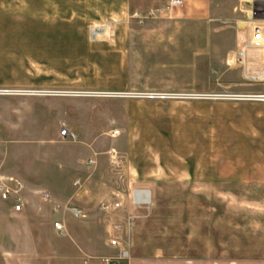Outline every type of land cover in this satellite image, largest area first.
I'll return each instance as SVG.
<instances>
[{
    "label": "crops",
    "instance_id": "crops-1",
    "mask_svg": "<svg viewBox=\"0 0 264 264\" xmlns=\"http://www.w3.org/2000/svg\"><path fill=\"white\" fill-rule=\"evenodd\" d=\"M254 1L264 0H226V62L231 67L241 68L234 51L243 40L232 19L236 9L246 15ZM74 7L80 9L78 21L56 22L61 9L69 15ZM10 11L8 1L0 0L3 22ZM214 14L213 0H31V60L63 65L59 75L54 66L41 75L32 73L29 85L0 75V141L58 138L67 145L53 156L58 171L51 183L38 180L31 169L0 171V179L13 177L23 185L21 211L0 200L10 211L0 212V264H103L104 258L116 257L118 250L108 239L125 213L100 208L116 199L136 216L125 237L129 258L121 264H199L184 258L190 247L166 240L178 234L172 230L178 215L162 212L161 199L169 190L209 187L220 178L226 180V264H264V102L226 99V175L216 178L214 132L209 122L204 124L213 103L161 96L188 86L199 92L192 86L199 77V46L210 51L214 45ZM91 24H99L92 36ZM56 29L74 31L81 48L73 56L65 48L70 39ZM56 46L63 49L56 51ZM24 103L31 105L36 126L30 138L23 129ZM50 116L75 137H61L59 130L44 134L39 125ZM28 189L45 204L34 198L32 221L18 224ZM134 189L150 191L148 210L128 208ZM41 213L43 226L33 221ZM55 221L61 222L62 233L53 228ZM160 226L159 240L152 241L153 228Z\"/></svg>",
    "mask_w": 264,
    "mask_h": 264
},
{
    "label": "rangeland",
    "instance_id": "rangeland-1",
    "mask_svg": "<svg viewBox=\"0 0 264 264\" xmlns=\"http://www.w3.org/2000/svg\"><path fill=\"white\" fill-rule=\"evenodd\" d=\"M9 7H13V11L7 12L5 22L0 14V75L6 76L9 80L20 85H29L30 77L35 73L41 75L43 71L47 73L54 66L55 74L59 75L62 68V61L36 62L32 61L31 46L32 30L30 28V2L31 0H7ZM59 1V0H58ZM77 1V0H72ZM214 3V22H215V40L211 50H207L206 45L199 46V77L192 86L198 88V93L186 90L163 92L167 100L173 101H209L213 103V108L209 109V120H205L206 126L209 122L214 132V164L216 167V178L225 176L222 174L223 167L226 166V99H245L242 96L250 93L264 92V85H251L246 83L242 78L241 69L237 64L231 67L227 64L228 54L226 55V0H213ZM59 10V9H58ZM67 11V9H64ZM80 11L79 8H70L69 15L62 13L56 14V22L78 21L76 15ZM84 11V10H83ZM236 17L232 19L231 25L236 27L239 32V41L244 38L243 15L237 9ZM62 17L61 19H59ZM151 18L152 14L145 16ZM239 23V24H238ZM99 24H91L88 33L97 28ZM240 27V28H239ZM92 30V31H91ZM103 29L101 30V33ZM56 33L65 34L71 41L70 47L67 48L71 55L77 53L81 48L72 36L73 30H57ZM79 33H81L79 31ZM100 34V33H99ZM70 35V37H68ZM92 36V34H91ZM90 38V35H89ZM88 39V38H87ZM94 39V38H91ZM91 39H89L91 41ZM88 40V41H89ZM107 50V47H104ZM62 46H56L57 50H62ZM105 50V51H106ZM229 59V58H228ZM71 62L70 64H74ZM246 68L248 71H255L258 68L256 60L247 61ZM28 77V78H27ZM24 80V81H23ZM179 80V79H178ZM22 81V82H21ZM184 82V81H183ZM170 84V82H165ZM186 84V83H184ZM189 85V82L187 83ZM171 85V84H170ZM208 90V93H204ZM125 95L128 91H122ZM96 95L105 94V91L95 92ZM161 93V92H160ZM166 93V94H164ZM145 96H153L156 93H145ZM152 94V95H151ZM124 95V94H123ZM160 95V94H159ZM29 97V96H27ZM207 98V99H206ZM247 100V99H246ZM250 100V99H248ZM255 101V100H251ZM1 105V104H0ZM30 104L24 103L21 108L23 111V129L27 130L25 137H34L36 126L32 125L30 118ZM204 112H207L206 110ZM60 121L53 117H46L39 125L44 134H57L60 131ZM58 139V138H57ZM55 139L51 141H0V171H17L23 170L35 173L38 180L45 183H51L56 178L58 171L54 162V155L62 154L65 146L64 142ZM205 144V143H203ZM108 149V148H107ZM107 149L104 152L110 153ZM50 158L48 159V157ZM42 157V158H41ZM47 159V160H46ZM113 166V165H112ZM117 166V165H116ZM115 175L118 176V173ZM28 205L25 212L16 216L18 224H26L32 221V201L37 198L44 205L45 202L39 195H34L31 190L25 192ZM162 203L164 213H176V227L172 230L178 232L176 237H168L166 240L180 241L185 247H190L191 251L184 253L185 259L197 260L199 264H226V180L216 179L214 185L202 187L199 185L197 189L193 188H176L166 192ZM0 212H10L9 205L0 202ZM34 222H38L39 226L46 224L44 214H35ZM27 220V221H26ZM26 221V222H25ZM50 221V220H49ZM167 225L173 223H166ZM161 225H164L162 222ZM163 228H153L151 234L152 241H158L160 230ZM209 231V237H203L202 231ZM190 234L192 237L186 238ZM195 240L196 246L190 245L188 242ZM4 242L3 246H7Z\"/></svg>",
    "mask_w": 264,
    "mask_h": 264
},
{
    "label": "built area",
    "instance_id": "built-area-1",
    "mask_svg": "<svg viewBox=\"0 0 264 264\" xmlns=\"http://www.w3.org/2000/svg\"><path fill=\"white\" fill-rule=\"evenodd\" d=\"M244 38L234 51V57L242 68L243 80L251 85H264V1L252 2L248 13L243 21ZM92 31V30H91ZM98 34V33H97ZM96 35L93 36L95 38ZM254 53L253 57L248 54ZM256 60L258 68L255 71H248L246 68L247 61ZM245 99L264 102V92L250 93L242 96ZM59 135L61 137L74 138V133L70 132L65 126H61ZM75 184H79L78 179ZM23 185L20 180L7 177L0 179V200L10 201L13 210L18 212L23 207L21 191ZM151 204L150 191L147 189H134L129 198L128 208L149 209ZM100 208L104 212H123L120 224L114 225L108 239V245L118 250L117 256L113 258H104L103 264H121L128 260L129 254L126 248L125 237L128 231L135 225L136 216L126 210L122 201L116 199L109 203H101ZM78 214L77 211L74 213ZM53 228L58 232H63L61 222L55 221Z\"/></svg>",
    "mask_w": 264,
    "mask_h": 264
}]
</instances>
